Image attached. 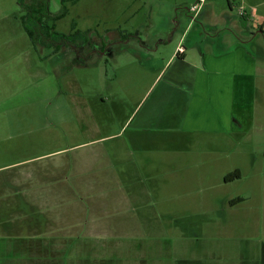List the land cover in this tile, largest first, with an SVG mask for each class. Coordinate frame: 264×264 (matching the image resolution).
Here are the masks:
<instances>
[{
	"label": "crops",
	"instance_id": "1",
	"mask_svg": "<svg viewBox=\"0 0 264 264\" xmlns=\"http://www.w3.org/2000/svg\"><path fill=\"white\" fill-rule=\"evenodd\" d=\"M50 1L23 0L33 13L10 17L30 42L27 57L18 63L26 71H19L21 79L37 81L43 49L57 55L73 49L69 43L75 40L84 53L81 67L117 71L134 65L133 72H153L155 78L140 98H134L128 81L121 87L117 78L98 81L94 95L80 97L75 105L84 142L0 161V264H236L222 253L211 254L209 239L226 228L232 231L236 223L245 232L261 231L262 215L250 201L264 196V189L214 198L215 190L203 188L212 196L203 212L192 210L201 222L193 219L186 226L195 239L189 240L190 256H173L175 248L168 246L173 237L166 233L185 230L176 223L167 227L163 218L188 210L162 215V183L167 181L162 175L174 162L195 169L178 183V172L170 178L178 185V197L187 183L191 193L193 182L213 184L215 163L224 169L218 181L228 187L255 184L259 178L264 186L263 174L257 179L247 170L256 173L264 164L259 159L264 149V0H206L197 15L191 10L196 0H94V11L87 0H57L67 13L54 23V31L41 24L61 12H49ZM236 5L238 19L228 12ZM80 7L86 18L93 14L92 23L82 29L73 19L70 32L60 31V22ZM39 11L44 19L36 16ZM4 21L7 16L0 17ZM87 54L95 61L86 62ZM6 73H0V83ZM100 142L113 147L82 159L67 156L73 148ZM236 170L241 178L226 182ZM240 261L264 264L261 258Z\"/></svg>",
	"mask_w": 264,
	"mask_h": 264
},
{
	"label": "rangeland",
	"instance_id": "2",
	"mask_svg": "<svg viewBox=\"0 0 264 264\" xmlns=\"http://www.w3.org/2000/svg\"><path fill=\"white\" fill-rule=\"evenodd\" d=\"M87 1L88 3H92V7L90 8L94 11V0ZM25 8L26 5L23 0H0V17L7 16L8 20L6 23L5 21L0 23V55L2 54V56L5 55V57H8L7 59L5 58L4 62L2 56L0 57L1 75L4 76L5 71H7L6 82L0 83V161L14 157L18 158V156L30 158L36 154H41L44 150V152H46L49 150L63 149L77 146L84 142L87 137L81 134L79 127L80 122L78 119L79 114L76 112V107L80 105V97L88 98L94 95V87L97 85L98 81H109L117 78L115 79V83L119 84V87H121L122 82L128 81L132 83V87L134 86L133 89H131L132 87L130 88L134 98H140L143 95L145 86L149 85L155 78L153 72H133L134 67L136 68L134 65H129L127 68H121V70L117 71L110 66L107 68L105 66H100L99 70L94 67H81L80 61L84 53L80 51L78 42L75 40L69 43L73 49L69 48V51L61 52L57 55H53L49 48L43 49L42 55L41 53L38 55L39 58L45 59L43 60L45 63L40 61L38 64L36 69L38 74L37 81L33 79L29 81L28 77H26V79H21L19 77V71L21 70L24 74H26V71L21 69L18 63L27 57V50L30 48V42L24 32L15 29L17 24L12 20L10 22V17L26 14L33 10L31 8L25 10ZM59 10H61V3L57 0H51L49 12L53 14ZM239 11L240 8L238 5L235 6L234 10L228 9L232 17L237 19L239 18ZM162 15L166 14L162 13ZM92 16L93 14L90 18H86L81 7L79 10L75 8V12L73 8L71 15L61 21L58 28L62 32H70L72 21L75 19L79 22L80 28L84 29L92 23ZM165 21L166 17L164 16L162 18L163 32L167 30V23ZM255 22L257 21L255 20ZM46 25L52 26L53 22L46 18L43 20V26ZM4 27H6V30H3ZM39 32H41V30ZM74 43L77 44V47L74 46ZM89 48L90 51L95 49L93 46H89ZM18 49H25V51H18ZM21 54H23L22 58L19 57ZM84 60L88 63L94 62L95 57L87 54V56H84ZM263 84L264 83H262V85ZM116 130L117 129H114V131ZM257 130L258 128L255 130V133ZM94 138H97V136ZM239 138L238 140L243 139L242 137ZM244 139L245 140H242L243 142H250L248 137ZM261 139L264 141L263 137H261ZM238 140L236 141L237 143L242 142ZM112 147V142H100V144L91 147L85 148V146H82L73 148L72 150L75 152H71L67 154V156L72 158L73 155H77L82 159V157L92 153L95 149L109 150ZM252 147L253 146H250L249 149L247 147L249 152L252 150ZM14 148L17 150L16 155L13 153ZM216 153L219 155L218 151H216ZM259 159L261 161L264 160V149L262 158L260 157ZM168 165L169 164L166 165L168 172L166 175H162V179H167V181H165L166 183H162V215H167V212H173L172 215H175L178 214L177 211L180 209L188 210V212H184L177 217L167 216L163 218V222L167 227H171L176 223V226H183L185 230V233L182 234L175 232L166 233L167 237H173L168 245L169 247L172 246L175 248L171 253L173 256L179 253L187 257L190 256L189 240L195 239L192 237L191 230H186L188 228L186 226H189L193 219L201 222L202 218L194 217L192 210L203 212V206L207 205V201L211 200L212 196V193L207 194L203 191V188L211 187V189L215 190L214 198L225 196L228 193L231 194L239 189L245 190L249 187H260L262 190L264 189V186L261 187V179L259 178L262 174L264 175V164L262 169H256V173L253 172L255 169H252V167H248L247 169L250 172V176H256L257 179L259 178L257 181L253 182L255 184L242 182L235 186L228 187L223 184V181H218L224 169L223 167L220 168L217 166L218 164L215 163L213 169V184L193 182V190H191V193L189 190L191 185L187 183V190L181 193V197H178V193L174 191L178 185L174 184L170 178L178 172L179 174L176 180L178 183L180 178H189L194 175L195 169H186V167L182 166L179 167V164L176 162L170 164L172 166ZM174 169L177 171L171 172ZM209 170H212L211 167ZM262 178H264V176H262ZM250 203L255 205V210H259V213L263 216L264 196L261 198L260 196H256ZM239 209H241V207ZM242 209L250 210L251 208ZM262 216L258 215V220L261 219L263 225H260L262 228L261 231L259 227H257L250 231H247V229L245 232V228L240 224L237 227V223L235 227H232L234 226L233 224L230 226L233 228L232 231L227 228L224 231L220 230V235H216L209 239V252L212 254L213 250L214 255L222 253L225 257L231 258L236 264L241 262L240 258H243L245 261L249 257L253 261H259L260 258L264 259V219ZM175 235L179 238L177 239L178 241L175 240ZM156 247L161 249L158 245ZM152 257L155 258L156 256L152 255Z\"/></svg>",
	"mask_w": 264,
	"mask_h": 264
},
{
	"label": "trees",
	"instance_id": "3",
	"mask_svg": "<svg viewBox=\"0 0 264 264\" xmlns=\"http://www.w3.org/2000/svg\"><path fill=\"white\" fill-rule=\"evenodd\" d=\"M33 11L34 10H32V13H33ZM29 13H31V12H29ZM66 13H67V9L64 7V8H62V10H61V12L59 14H56L53 17L48 18V19H49V21H52L53 23H55L56 21L61 20L62 18H64ZM35 14H36V16H40V18L41 17L44 18L42 11L36 12ZM42 22L43 21H41V23ZM46 26H48V25H46ZM46 28H49L50 31H54V24L52 25V27H46ZM26 31H27L28 35L31 37L33 43L35 44L36 43L35 42L36 39H35L34 33L31 30L27 29V28H26ZM240 178H241V173H240L239 170H236L235 172H232V173L228 174L225 177V181L226 182H232V181L240 179Z\"/></svg>",
	"mask_w": 264,
	"mask_h": 264
},
{
	"label": "built area",
	"instance_id": "4",
	"mask_svg": "<svg viewBox=\"0 0 264 264\" xmlns=\"http://www.w3.org/2000/svg\"><path fill=\"white\" fill-rule=\"evenodd\" d=\"M205 1L206 0H196L195 4L193 5V7L191 9L193 11V13H195V15H197L196 13L199 12V10L201 9V7ZM180 51H183V49H180Z\"/></svg>",
	"mask_w": 264,
	"mask_h": 264
},
{
	"label": "flooded vegetation",
	"instance_id": "5",
	"mask_svg": "<svg viewBox=\"0 0 264 264\" xmlns=\"http://www.w3.org/2000/svg\"><path fill=\"white\" fill-rule=\"evenodd\" d=\"M41 24H43V23H41ZM54 24V23H53ZM49 27H52V26H49Z\"/></svg>",
	"mask_w": 264,
	"mask_h": 264
}]
</instances>
